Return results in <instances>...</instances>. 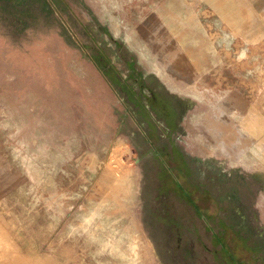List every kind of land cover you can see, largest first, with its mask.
<instances>
[{
	"label": "rangeland",
	"instance_id": "374dc122",
	"mask_svg": "<svg viewBox=\"0 0 264 264\" xmlns=\"http://www.w3.org/2000/svg\"><path fill=\"white\" fill-rule=\"evenodd\" d=\"M21 1L0 0V264H122L136 239L141 264H264V0Z\"/></svg>",
	"mask_w": 264,
	"mask_h": 264
},
{
	"label": "bare ground",
	"instance_id": "6f19581e",
	"mask_svg": "<svg viewBox=\"0 0 264 264\" xmlns=\"http://www.w3.org/2000/svg\"><path fill=\"white\" fill-rule=\"evenodd\" d=\"M110 1V0H109ZM197 3V2H196ZM216 4H217V7H219L220 8V10H225V9H227V8H229L230 7V4H229V1L228 0H218L217 2H216ZM215 12H218L219 13V11H215ZM225 13V12H224ZM254 14H255V16L257 17V16H259V15H261V13H260V11H258L257 10V7L256 8H254ZM153 22L155 23L156 21H154L153 20ZM165 25V24H164ZM180 25V24H179ZM147 30V29H146ZM167 30V29H166ZM173 35H174V33H173ZM169 38V37H168ZM141 56L142 57H145L144 56V54L142 53L141 54ZM153 66V68H157V65H155V64H153L152 65ZM157 70H159V69H157ZM261 80V79H260ZM227 97V96H226ZM264 100V99H263ZM240 102H241V100H240ZM261 104V103H260ZM244 106V105H243ZM249 108V107H248ZM241 112H243V111H241ZM228 113V112H227ZM258 113V112H257ZM222 119H224V118H222ZM240 120H242V119H240ZM212 129V128H211ZM214 140V139H213ZM17 156V155H16ZM110 173L112 172V171H109ZM118 172L119 171H116V173L118 174ZM121 172V171H120ZM114 173V172H113ZM130 173V174H129ZM129 173H127V174H124V175H122V176H119L117 179H114V180H117V183L118 184H122L123 183V185H125V187H126V189H125V192H126V195H127V197H129V198H131L132 197V195H133V193H134V189H135V178H136V175L134 174V170L132 169ZM121 174V173H120ZM123 174V173H122ZM118 176V175H117ZM114 180H113V182H114ZM116 183V184H117ZM115 184V183H114ZM114 186H117V185H114ZM121 189V188H120ZM120 189H119V191H120ZM125 208V207H124ZM122 209V208H121ZM86 224H88V223H86ZM85 224V225H86ZM83 225V224H82ZM81 225V226H82ZM84 225V226H85ZM2 228V227H1ZM3 229V228H2ZM4 239H5V237H4ZM1 240V239H0ZM7 241V240H6ZM148 244V245H150V247L152 248L153 246H152V243L149 241V240H147V241H145L144 239H142V240H138V239H136V241H134V242H131L132 244H131V246H129V250H124V247H122L121 245H117V244H114L113 246L110 244V246H111V248H112V255L113 256H115V257H118L119 256V261H121L122 262V264H141L142 263V261H144V259H146L147 258V256H148V249H147V247H145V244L146 243ZM1 244V243H0ZM2 245H4V247H5V244L3 243ZM1 245V246H2ZM8 247V246H7ZM11 247H12V245H11ZM14 247H16V246H14ZM13 247V249H15ZM8 249V248H7ZM2 250H4L5 252H6V249L4 248L3 249V247H2ZM10 250V249H9ZM8 251V250H7ZM8 252H9V254H8ZM8 252H6L9 256L11 255L12 256V252L10 253V251H8ZM15 252H16V250H15ZM8 255H6V256H8ZM16 255L18 256V254H14V257H16ZM5 257V256H4ZM13 257V256H12ZM20 257H22V256H20ZM19 257V258H20ZM7 258V257H6ZM16 258H18V257H16ZM15 258V259H16ZM24 259V258H23ZM20 260V259H19ZM11 261L9 260V263H10ZM11 264V263H10ZM14 264V263H13ZM18 264H20V263H18Z\"/></svg>",
	"mask_w": 264,
	"mask_h": 264
},
{
	"label": "flooded vegetation",
	"instance_id": "af4514ba",
	"mask_svg": "<svg viewBox=\"0 0 264 264\" xmlns=\"http://www.w3.org/2000/svg\"><path fill=\"white\" fill-rule=\"evenodd\" d=\"M12 1V4H14V6L16 5H21V3H22V1L21 0H11ZM167 177H169L168 178V182H172L171 181V179H170V177H171V175H166ZM173 187L178 191V192H180L181 193V195L184 197V198H190V196H189V192H190V190L187 188V185L186 184H183V181L182 180H180L179 181V183L178 184H174L173 183ZM171 186V185H170ZM172 187V186H171ZM172 187V188H173ZM189 190V191H188ZM191 197H193V196H191ZM191 200H192V203H193V205H195V208L196 209H198L197 207H196V204H197V202L195 201V200H193L192 198H191ZM198 212L200 213V215H201V217H204L201 213V211L200 210H198ZM235 252V254H234V256L236 255V257H237V259H236V264H249L248 263V261L247 260H242V259H244V258H242V250L241 251H236V250H234ZM231 260H232V258L231 257H229ZM229 259V260H230ZM235 259V258H234ZM231 262V261H230Z\"/></svg>",
	"mask_w": 264,
	"mask_h": 264
},
{
	"label": "crops",
	"instance_id": "0c3cea01",
	"mask_svg": "<svg viewBox=\"0 0 264 264\" xmlns=\"http://www.w3.org/2000/svg\"><path fill=\"white\" fill-rule=\"evenodd\" d=\"M257 10L260 11L262 13V15H264V8L260 9L259 6H257ZM257 40H260L259 36H256Z\"/></svg>",
	"mask_w": 264,
	"mask_h": 264
},
{
	"label": "trees",
	"instance_id": "16d2710c",
	"mask_svg": "<svg viewBox=\"0 0 264 264\" xmlns=\"http://www.w3.org/2000/svg\"><path fill=\"white\" fill-rule=\"evenodd\" d=\"M248 263H249V264H252V263H250L249 261H248Z\"/></svg>",
	"mask_w": 264,
	"mask_h": 264
}]
</instances>
